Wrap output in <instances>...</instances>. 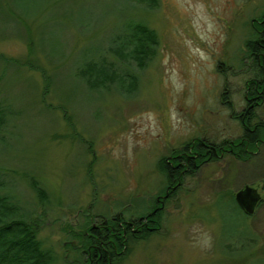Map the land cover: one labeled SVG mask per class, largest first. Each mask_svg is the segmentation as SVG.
Here are the masks:
<instances>
[{
	"label": "rangeland",
	"instance_id": "1",
	"mask_svg": "<svg viewBox=\"0 0 264 264\" xmlns=\"http://www.w3.org/2000/svg\"><path fill=\"white\" fill-rule=\"evenodd\" d=\"M149 3L0 0V195L38 225L52 264H89L91 228L148 213L167 186L163 158L193 139L245 133L222 101L238 116L247 107L258 67L246 42L264 0ZM134 24L156 34L142 63L118 53ZM90 61L108 66L103 84L87 81ZM255 112L264 122V104ZM250 161L227 158L188 176L161 229L112 264H264V204L250 226L231 197L245 185L263 190L264 147Z\"/></svg>",
	"mask_w": 264,
	"mask_h": 264
},
{
	"label": "trees",
	"instance_id": "2",
	"mask_svg": "<svg viewBox=\"0 0 264 264\" xmlns=\"http://www.w3.org/2000/svg\"><path fill=\"white\" fill-rule=\"evenodd\" d=\"M140 1L150 4L149 2L152 0ZM263 19L264 17L261 18V21ZM256 28L257 32L253 40H248L246 42L249 55H256V53L262 51L258 42L264 40V24L256 23ZM130 31V34L127 33L122 42H119L121 37H118V53L123 55L125 59L133 58L142 63L151 52L150 47L156 44V34L154 30H151L143 24H134L131 26ZM95 62L90 61L86 64V68L89 67L91 73L90 80L87 78L91 86L103 84L108 77L105 75L108 72V66L104 62H99V64ZM114 74V76L120 75L117 73ZM105 76L106 79L104 78ZM126 76H128V74L123 75V79H126ZM46 79L48 80L49 78L47 77ZM132 84L133 83L130 85ZM3 115L4 111L0 110V123L2 122ZM201 143V141L194 144L189 142L185 148V152L189 151L191 148L196 150L198 146H201ZM250 149H255V142L251 143ZM181 153V150L173 153L174 156H182L173 161L175 165L182 163L179 169L170 167L171 162H168L167 158L161 160L160 171L166 176V185L169 183L177 184L181 182L178 189L173 191L166 200V205L169 201H172L177 196V192L183 188L182 185L185 179L188 176H194L199 170L194 164L188 162V166L191 167V169L185 172L184 170L187 166L183 163L188 157ZM245 157H248L247 154L242 152L239 159H244ZM198 163H200V161H198ZM31 184L42 202L45 201L46 192L40 186L39 182L35 179H31ZM165 190L161 192V194L164 195ZM231 197L234 198L232 195ZM158 206L159 203L155 200L149 212L140 217L142 218V223L138 222L139 219L135 221H125L117 215L102 222L99 229L91 228V233L86 235V243L87 246L89 245L86 251L89 255V264H112L115 260L125 256V246L127 244L133 241L150 239L152 235L156 234L161 229V221L165 212L164 209L155 210ZM17 213L18 208L11 203L10 198L5 195H0V264H52L53 254L49 249L44 248L42 241L39 239L38 225L34 221L26 220L23 217L17 218ZM11 215H13V217ZM145 219H147V225L144 223ZM135 229H141V231L135 232ZM92 246H97L98 248H92ZM101 255L102 258H100Z\"/></svg>",
	"mask_w": 264,
	"mask_h": 264
},
{
	"label": "flooded vegetation",
	"instance_id": "3",
	"mask_svg": "<svg viewBox=\"0 0 264 264\" xmlns=\"http://www.w3.org/2000/svg\"><path fill=\"white\" fill-rule=\"evenodd\" d=\"M262 24H264V20H262ZM258 44L262 51L256 53V55H249V59L252 60L258 67V72L253 73L254 65L249 69L252 73L250 74L251 77H248L245 83L246 92L244 96L245 101L247 103V107L243 110L241 115L238 116L234 114V106L229 100V98L225 97L222 101V103L228 105L230 108H233V114L231 116L237 121H239L241 127L244 128L245 133H242L241 136L235 139L223 140L219 144L211 143L202 138L191 140L193 144L200 141L202 143L201 146H198L196 150H194V148H191L189 151L185 152V148L188 143L182 149H180L182 151L181 154L188 157V159L183 163L185 166H187V168L184 170L185 172L191 169V167L188 166V162L194 164V166H196L198 169H200L205 164L220 162L227 158L231 159L234 162H249L250 159L260 154L262 147H264V122L261 119H258V117L255 115V109L264 104V40L258 42ZM252 142H255V149L253 150L250 149ZM242 146L245 148H243ZM180 150H176L173 153ZM242 152H245L248 157H245L244 159H239ZM173 153L169 158L167 157V161L171 162L170 167L179 169L182 163L175 165L173 161L176 158H180L182 156H174ZM198 161H200V163H198ZM180 185L181 182H178L177 184L169 183L166 187L165 194L156 198V201L157 203H159V206L155 208V210H165L166 200L170 197L173 191L178 189ZM246 186L247 185H245L242 189H244ZM255 188L260 193L262 199L256 206L254 214L246 213V211H244L236 202V194L242 189L232 195L234 197L233 200L235 201L239 209H241V211L248 218L250 226L253 220L252 218H254L253 216L257 214V211L259 210L261 205L264 204V188H262L263 190H260L258 186ZM141 219L142 218H139V223H142ZM144 221V223L147 225V219H145ZM134 231L140 232L141 229H135ZM93 247L98 248L97 246H92V248ZM100 258H102V255Z\"/></svg>",
	"mask_w": 264,
	"mask_h": 264
},
{
	"label": "water",
	"instance_id": "4",
	"mask_svg": "<svg viewBox=\"0 0 264 264\" xmlns=\"http://www.w3.org/2000/svg\"><path fill=\"white\" fill-rule=\"evenodd\" d=\"M261 199L258 190L250 185H247L236 194V202L248 214H254L256 206Z\"/></svg>",
	"mask_w": 264,
	"mask_h": 264
},
{
	"label": "clouds",
	"instance_id": "5",
	"mask_svg": "<svg viewBox=\"0 0 264 264\" xmlns=\"http://www.w3.org/2000/svg\"><path fill=\"white\" fill-rule=\"evenodd\" d=\"M209 241H210V237H209Z\"/></svg>",
	"mask_w": 264,
	"mask_h": 264
}]
</instances>
